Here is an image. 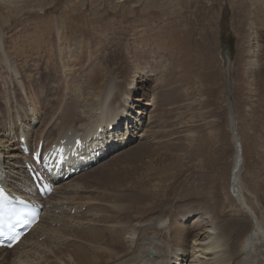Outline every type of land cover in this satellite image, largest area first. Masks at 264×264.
Wrapping results in <instances>:
<instances>
[{
	"label": "rangeland",
	"instance_id": "rangeland-1",
	"mask_svg": "<svg viewBox=\"0 0 264 264\" xmlns=\"http://www.w3.org/2000/svg\"><path fill=\"white\" fill-rule=\"evenodd\" d=\"M250 46L256 47L257 65L252 71L246 70ZM227 65L229 74L226 75ZM143 72L151 76L140 84ZM120 77L127 81L121 91L130 95L128 108L134 104L145 106L139 118L129 119L135 125L129 131L137 129L130 141L132 145L118 153L114 152L119 149L114 148L107 154L110 157L102 160L106 155L102 156L100 162L56 185L62 187L65 183L72 189L50 199L52 203L65 202L61 204L62 209L45 218L36 238L33 234L21 247L5 252L8 258L4 264L11 260L17 262L18 257H23V261L16 264H80L73 259L79 253L72 251L79 243H71L75 237L66 234L84 227H90L87 233L94 234L89 238L75 234L87 242V245L80 242V246L93 250L99 247L98 252L110 246L122 252L123 238H129L128 242L136 239L137 235L130 231L138 221L147 224L160 221L164 229L169 226L170 241H164L165 236H160L155 227L152 231L163 239L173 257L171 264H179V260H184L183 264H204L215 257L205 254V243L210 242L207 231L215 233L219 224L240 213L261 223L260 236L254 237L248 252L242 250L241 247L246 248L247 228L253 229L246 221V232L236 233L233 257L243 259V264H264L261 247L264 244V0H0V122L5 126L2 137L6 136L12 144L15 138L18 141L24 137L29 149L35 150V144L29 143L37 142L38 133L47 129L45 140L57 134L53 124L46 125L75 98L80 88L76 86L83 85V92L88 96L81 98V107L91 112L94 106L87 98L92 91H84L85 82L89 81L88 86L96 92L101 79L108 82ZM22 107L24 110H20ZM24 113H27L26 120L22 118ZM232 116L235 123L230 125ZM28 117L35 120L33 130L38 131L37 135L28 132L31 142L24 131L26 124L30 125ZM17 119L18 123L21 120L19 125ZM40 120L45 122L39 126ZM230 126L235 129L242 165V190L237 199L229 188L234 157ZM8 130L18 132L9 136ZM124 130L123 126L121 132L125 133ZM146 143L152 146L153 152L141 157L146 162H141L134 178L140 176L143 181L136 185L135 193L102 184L101 177L112 176H107L112 161L113 165L115 162L128 165L126 160L131 158L132 151ZM125 152H129V157ZM138 154L142 152L135 156ZM20 156L21 161L29 159ZM105 161L110 164L105 165ZM146 164L155 167L153 172L148 173L150 168ZM159 181L162 188L160 195L153 199L155 205L151 200L136 203L133 197H140L138 191H146L149 186L152 190V185L156 187ZM116 190L126 195V199L105 197ZM210 192H215L217 201L221 199V202L216 205L209 201L213 196ZM117 205L124 211L117 208L113 211L112 207ZM106 215L108 221L103 220ZM122 223L126 226L125 232L119 238L118 231L115 239V231L106 228L111 230V224ZM119 230L122 232V228ZM47 232L52 237L50 240L43 239ZM37 236L43 245L35 248ZM193 239H198L195 244L199 245L192 247ZM217 239L220 247L216 251L220 252L212 260L224 256L226 241ZM187 249L190 254L184 253ZM33 250L42 251V255L41 252L33 255ZM52 251L57 254L54 256ZM115 260L103 258L98 264Z\"/></svg>",
	"mask_w": 264,
	"mask_h": 264
},
{
	"label": "bare ground",
	"instance_id": "bare-ground-1",
	"mask_svg": "<svg viewBox=\"0 0 264 264\" xmlns=\"http://www.w3.org/2000/svg\"><path fill=\"white\" fill-rule=\"evenodd\" d=\"M250 47H251V49L248 52V54H250L249 60L247 59L248 60V64H247L248 68H246V70L250 69L252 71L254 69V67H256V65H257V61L254 59L255 53H256V47H252V46H250ZM1 60H3V59H1ZM6 62H7V64H9L8 60H6ZM225 68L226 69H224V70H225V73L227 75V74H229V65H227V67H225ZM9 69L11 70L10 67H9ZM124 70H126V69L124 68ZM86 75H88V74H86ZM149 76H151V74L143 72L141 77H140V82L139 83L143 84L144 82H146V80L149 79ZM41 77H42V75H41ZM39 79H40V77H39ZM101 81H102V83L97 86V91L96 92H93L94 89H92V88H90L88 86L89 81L85 82V85L87 87H86V89L84 88L85 89L84 91H86L88 89L89 91L91 90L93 92V93L91 92V97L87 98V99H89L92 102V106H94L93 109H92L93 112L92 111L90 112L89 108L85 109V108L81 107V103L80 102L83 101L81 98H83L85 96H88V95L86 94V92H83V89H82L83 85L82 84H81V86H79L80 84L78 86H76V87H80V88H78L77 93L75 95V98L71 99L70 104L64 106L63 109L59 110V112H57L56 114L54 113L55 115L52 116L51 120L46 125V126H50L51 127V124H53L52 128L56 129L57 132H58L57 133L58 136L56 137V139L46 143L47 147H50L52 144H58L61 141H65L66 143H72L74 141L75 137H80L83 140V142H85V144H86V147L84 149L85 150V154L84 155L87 156L90 153L89 152V148H91V151H92V148L94 147L93 146L94 144H91V142H95V145H99L100 143H104V147L102 149L103 154L105 152H107V151L113 150L114 148H118L119 149V150H117L114 153H118V151H120L121 149H124V151H126L125 149H128V147L130 145H132V143H131L132 141L131 140L134 139V134H135V131H137V129L136 130L134 129L135 131H129V130L133 129V127H135V125H133L130 122L131 120L129 121V119H135V117L139 118V116L142 115L141 109L144 108L145 106L142 107L143 104L142 105H137V104L135 105L134 104V105H132V107L130 106V108H128L129 107L128 106L129 105V101H130V95L127 92L121 91V89L123 88V85L125 83H127L125 78L120 77L119 79L118 78L115 79V80L113 79V81H108V82L105 81L104 79H101ZM95 85L96 84L93 82V87ZM135 87H137V86H135ZM81 89H82V91H81ZM140 89H141L140 87L137 88V90H140ZM95 93H97V94H95ZM93 96L97 97V99L93 100L92 99ZM141 101H143V100H141ZM61 103H63V102H61ZM86 103H85V105H86ZM144 105H146V104H144ZM20 110H24V108L22 107V108H20ZM31 110H32V113L35 114V112L33 111L34 109H31ZM129 110H132V113H130ZM133 113L135 114L134 116L132 115ZM25 116H27V113H24V116L22 117L24 120H26ZM28 119L30 121V125L26 124L27 130L24 129V131L27 134L28 139H29L28 132L29 131L31 132L34 129L33 128L34 127V123H36V122L31 117H28ZM44 122L45 121H41L42 124H39L40 122H38L39 126L43 125ZM134 122L136 123V120H134ZM234 123H235V117L232 116V117H230V125H233ZM255 125H257V124L255 123ZM123 126L125 127V133L124 134L121 133V132L118 133V131L121 128L123 129ZM141 126H142V124H141ZM4 128H5V126L2 125V123L0 122V178L2 180V184L4 186H6L7 188H8L10 183L13 184L11 186L12 190L17 193V191H21L24 188H26V186H27V178H25V175L23 174V170H22L23 169L22 164H23V162L25 160L21 161L23 158L20 156L21 152H19V148L16 147L14 144H12V142H9V140L6 138V136L2 137V135H4V134L1 133V132H2V130ZM52 128H50V130H52ZM144 131H145V129H144ZM32 132H34V131H32ZM42 132H45V131H41L40 133H38V135L34 132V134L37 135V137H38L37 142L34 143L35 144V148H36L37 144L40 141H42V142L45 141ZM148 132H149V130H148ZM12 133H14V134H12ZM11 134L14 136L16 133L12 130V131H9V136ZM46 134H47V132H46ZM231 134H232V139L234 141V143H233V145H234V157H233V166H232V171H231V173H232V175H231L232 182H231V187L230 188H231V195L234 197V199H237V195L241 194V190H242L241 189V185H240V174H241V170H242V165L240 166V162H241V158L240 157L241 156L239 155L238 141H237V138L234 137L235 134L233 132L232 127H231ZM55 136H56V134H55ZM143 137H144V135H143ZM123 138H125L126 140L125 141H121L119 143V140L123 139ZM29 142H30V139H29ZM143 143H145V142H143ZM29 144H31V143H29ZM121 145H123V147ZM140 145L141 146H139V147L137 146V149L133 150L134 152L132 151V153L130 154L131 158H127V160L125 159L127 161L126 163H128V165L122 164V162H118V163L115 162V164L113 165V161H112V164H111L112 167L111 168H114V170H111L110 167L107 169L108 170L107 176L111 175V174H112V176L111 177H101V179L103 178L102 181H101L103 185H107V186H109V188L110 187H115V189H116V187L121 188V189L122 188H126V189H128V190H130L132 192H134V190H136L135 189L136 185L138 183L142 182L143 180H142V177L139 178L140 176H138L137 178H134V176L136 174H138V172H139V170L141 168V162L143 164L146 162V161L143 162L142 161L143 158H141V157H143L144 155H147L148 153H152L153 152L152 146H150V144L146 143V144H140ZM131 148H133V147H131ZM102 151H99V153L102 154ZM141 152H142V155L138 154L139 155L138 157L135 156L136 153H141ZM128 153L125 152L126 155ZM121 154H123V153H121ZM108 157H110V156H107V158ZM123 157H125V156H123ZM127 157H129V156L127 155ZM104 159H106V158H102V160H104ZM114 159L115 158H113V160ZM119 159H117V161ZM26 160H28V159L26 158ZM110 160H107V161H110ZM121 160H122V157H121L120 161ZM107 161H105V165H109L110 164V163L106 164ZM3 163H7L6 165L9 166V170H8L9 172L5 173V175H1V170L3 169V166H2ZM147 163H148V161H147ZM146 165H148V164H146ZM98 166L100 167V165H98ZM128 166L130 167V169L128 168ZM150 167L151 166H149V168ZM160 167L161 166H159L158 169H160ZM102 168H103V166H102ZM106 168H107V166H106ZM104 169H105V167H104ZM154 169H155V167L150 168V170L148 169V173L153 172ZM83 170L84 169H82L81 171H83ZM93 171H96V170H93ZM104 173H105V170H104ZM102 174L103 173L100 172V175H102ZM75 176L73 175L71 178H74ZM95 176L97 177V175H95ZM82 177H83V175H82ZM71 178H69V179H71ZM97 181L99 182V180H97ZM126 181H128V182H126ZM101 182H99V183H101ZM211 183L214 184V181L212 180ZM96 187H97V185H96ZM137 187H138V185H137ZM148 188L147 189L145 188L146 191H142V192L138 191L139 193H137V194L140 195V197H137V196L134 195L133 199H135L136 203L137 202L141 203V201L144 202L143 200H147V201L151 200V203L154 204L153 199H155L156 196L160 195L159 192H161L162 182L161 181L157 182L156 187H154V184H153L152 185V188H153L152 190L149 188L150 190L148 191ZM214 188L218 189L217 186L216 187L214 186ZM99 189H100V187H99ZM112 189H114V188H112ZM71 190L72 189L71 188L69 189V187L67 185H65V183H64V185L62 187H57V186L55 187V192L58 193V194L66 193V191H71ZM226 190H227V188H226ZM7 191H9V190L7 189ZM111 191H113V190H111ZM79 192H81V191H79ZM79 192H77L76 194H79ZM210 193H213V196H211V199H209V201H212L213 203L215 202L216 205H217V203L221 202V199L217 201V197L218 196H217V194L215 195V192H210ZM122 194H123L122 192H119V191L116 190V191H114V193H109L108 192V194H106L105 197H112V198L116 197V199L119 200L121 198H125L126 195L122 196ZM107 195H109V196H107ZM52 198H50V199H52ZM220 198H221V196H220ZM62 199H64V198H62ZM67 199L68 198H65V200H67ZM228 199H229V201L231 200L229 197H228ZM70 201H72V200H70ZM46 203L49 204V206H48V208L45 207L46 212L42 214V219H41L40 223H38V225L36 227H34L29 233H27L21 239V241L11 251L16 250L15 248H17L18 246L25 244V241L27 240L25 238L28 237L27 235H29L30 233L35 232V230L37 228H39L43 224V222H45V215L48 214L49 210H52V209L53 210H60L63 207L61 204L65 203V202H61V204H60V203H52L50 200H48ZM79 203H75V204H79ZM142 204H144V203H142ZM220 205H222V204L220 203ZM119 207H120V205H119ZM123 207H124V209L127 208L125 206H123ZM115 208H117V210L119 209L120 212L124 211L122 207L118 208V205L117 206H113L112 210L116 211ZM189 209H191V208H189ZM125 211H128V208L125 209ZM142 213H144V212H142ZM119 215H121V214L119 213ZM119 215H117V216H119ZM122 215L124 217L125 213L122 214ZM214 215L221 216L220 214H217V213L214 214ZM108 217L109 216L106 215L105 217H103V218H105L103 220L104 221H108L107 220ZM246 221H247L248 227L249 228H253L252 231L248 230V228H247V232H246ZM212 224H214V223H212ZM260 224L258 222H253L251 217L247 218L246 216L242 215V213H240V214H235L234 216H232V218H229L226 222H222L221 224H219L217 226V229H216L215 233L211 232V231H207L210 234V236H209L210 242L209 243H205V244H207L206 247L204 248V250L206 251L205 254L213 256V257L215 255V257L207 259V261L204 264H208L210 261H211L210 264H243V259H239V258L235 259L233 257L234 256L233 255L234 248L236 247V245L234 244L235 236L237 237L238 235H243V233L246 232L245 235H247V236L244 238V244H245L244 246L246 248H244V247H241V248H242L243 251L248 252V249L250 248L254 237L260 236V234H259L260 233L259 229L261 227ZM162 225H163V222H160V221H159V223L153 221V222H149L148 224L147 223H140V221H138L136 226H134V228L130 231L131 233L133 232L135 235H137L136 239L135 240L131 239V241L128 242L129 238H123L122 242L124 243L125 246H124V250H122V252L119 249L117 250L116 248L114 249V247H110V246H109V248H111V249H109V248H107V249L100 248V252H98L99 247L97 248V250H93L92 248L86 249V248L80 246V242H82V243H85V242H83L81 240L82 238L76 237L75 234H78L79 236L83 235V237L89 238V237H91L92 234H94V232L87 233V229L90 228V227H87L86 229H84L85 228L84 227V228H82V230L81 229L80 230H75L74 232L70 231V232H67L68 234H66V235L70 234V236L75 237V239L73 238L74 240H72V238H71V240H72L71 243H74V242L79 243V244H75V247H77V248L72 247V251H76L77 253H79L77 255L78 258L75 256V257H73V259L77 260L78 263H80V264H96V263L98 264L99 259H103V258L104 259H111V258L116 259L114 262H112L110 264H171V262L173 260V257L171 256L170 252L167 250V248L163 244V239L158 238L156 233H154L152 231L153 230L152 227H155V229L160 232V234H159L160 236H161V234H163L165 236L164 241H170V238H171L169 236L170 234L168 235V233L170 232L169 226L164 229V228H162ZM112 226H113V228L111 230H109L110 227L108 229L106 228V230L113 231V232L115 231L113 234L116 237L113 234H111L110 232H108L109 235H112L116 239L117 238V234H119V232H120L121 234H119V238H121V235L124 234L125 229H126L125 224L122 223V224H118L117 226L111 224V227ZM81 227H82V225H81ZM97 227H99V226H97ZM121 228H122V232H121V230H119ZM237 232H238V235L236 234ZM48 233L49 232H47L45 234V239L46 240H50L52 238V237H50V235ZM50 233H52V232L50 231ZM174 234L176 235V234H180V233H178V232L176 233L175 232ZM152 235H154V236H152ZM197 236H198V234L195 235L194 238H196ZM156 237H157V241L155 240ZM217 238H220V239L223 238L226 241L225 250H224V256H222L220 258H217L216 260H212V259H215L217 257V255L219 254V252H220V251H216L217 248L220 247V245H219L220 243H219ZM259 239L260 238L258 237V240ZM113 240L114 239H112V241ZM40 241L41 240H37V242H35V248H38L41 245H43V244H40ZM196 241H198V239H196V240L193 239L192 247L199 245V244H195ZM88 245L90 247L93 246L92 244L91 245L88 244ZM261 247L264 248V244L261 245ZM183 250H184V248H183ZM37 252H41L40 255H42V251H38V250L37 251L35 250V252L33 250V253H34L33 255H35ZM24 253H26V252L24 251ZM88 253H92L93 255H91V254L89 255ZM184 253L190 254L191 252H190L189 249H187V252H184ZM263 253H264V249H263ZM19 254L21 255V252ZM52 254L55 256V254H57V253L52 251ZM85 254H88V256H85ZM150 255H152L153 257L150 258L149 257ZM27 257H30V258L32 257L33 258L32 255H27ZM7 258H8L7 254L3 251V249H0V264L6 263V262H4V260H6ZM22 258L23 257H18L17 262L18 263L21 262ZM43 258H47V257H43ZM56 259H58V258H56ZM96 259H97V261H96ZM179 261H180L179 264H183L182 262L184 260H179ZM17 262L15 260H11V262L9 264H16ZM33 263H34V261H33Z\"/></svg>",
	"mask_w": 264,
	"mask_h": 264
},
{
	"label": "water",
	"instance_id": "water-1",
	"mask_svg": "<svg viewBox=\"0 0 264 264\" xmlns=\"http://www.w3.org/2000/svg\"><path fill=\"white\" fill-rule=\"evenodd\" d=\"M233 130H234V127H233Z\"/></svg>",
	"mask_w": 264,
	"mask_h": 264
}]
</instances>
